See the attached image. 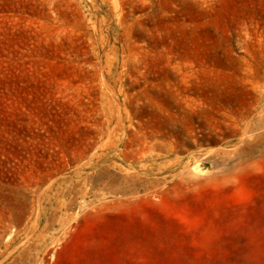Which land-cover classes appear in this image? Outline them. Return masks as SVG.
I'll list each match as a JSON object with an SVG mask.
<instances>
[{
  "label": "rangeland",
  "instance_id": "1",
  "mask_svg": "<svg viewBox=\"0 0 264 264\" xmlns=\"http://www.w3.org/2000/svg\"><path fill=\"white\" fill-rule=\"evenodd\" d=\"M0 264H264V0H0Z\"/></svg>",
  "mask_w": 264,
  "mask_h": 264
}]
</instances>
